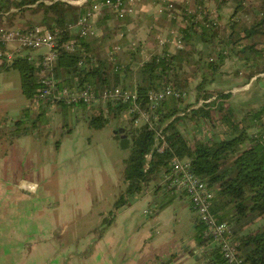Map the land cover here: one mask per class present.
Masks as SVG:
<instances>
[{
  "label": "trees",
  "instance_id": "16d2710c",
  "mask_svg": "<svg viewBox=\"0 0 264 264\" xmlns=\"http://www.w3.org/2000/svg\"><path fill=\"white\" fill-rule=\"evenodd\" d=\"M36 1L38 0H1L0 10L4 6L9 8V10L10 6H16L20 10L30 9V7L39 9V5L44 2L43 0L38 1L35 6H25ZM215 1L217 2L218 10L230 3L229 1L236 3L233 12L229 16V19L233 22L234 33H231V39L226 41L224 45L218 43L222 41L220 38L222 34L219 31L220 24L213 23L208 13H204L197 18L198 10L196 6L201 2L207 7V0H196L195 11L189 16L184 14L182 19L186 18V22L179 24V30L186 44L184 48H176L175 51L156 52L149 60L144 61L140 65L118 67L119 69L114 67L111 70L107 63L109 60L100 57V52H96L93 49L91 46L92 41L86 39L87 36L82 37L79 36V32L75 34L71 30L65 29L62 32V39L70 40L75 38L77 48L73 49V51L63 49L54 68L57 84L60 87H77L90 83L101 89L121 85L133 91L137 90L141 105L145 109L151 108L149 94L151 90L164 89L168 86L173 87L176 91L178 90L181 95H170L157 104L156 112L158 113V118L155 123L156 128L144 123L130 131L134 135L131 145L132 150L130 155L125 158L123 167L127 180L126 195L140 191L158 165H161L164 170L166 168V170H169L168 157L171 153H176L182 159L189 161L190 167L214 189L213 211L220 221H229L236 234L242 229L244 224L264 214V147L254 137V131L259 133L264 131V106L258 110H249L236 123L232 119L233 112L228 111L225 114H221L219 118L230 126L231 132L225 137L209 142L201 141L198 144H192L183 130L177 127L178 121L191 113L201 119L205 117V119L214 121L209 119V117H213L210 113L214 99L210 98L214 93L212 89H208L206 84H204L208 78V75H205L204 72V74L202 73L203 78L196 84L197 95L195 104L191 102L183 104L182 101L187 93L185 88L190 85L186 66L193 70L205 67L212 73H216L230 54H237V50L234 51L236 48L245 52L244 59L247 62L252 58L251 55L247 54L249 51L254 54L253 59L255 61L259 57H264V36L263 38H257L256 36L259 32L264 35V4L257 9H253L254 15L251 18L252 20L250 19V22H248L247 19L239 15L242 10L247 14L246 0ZM44 4L46 5L44 8L46 14L52 9L57 15V18L55 17L56 20L53 16V18L47 20L46 25H49V27L53 25L64 27L72 22L71 13L77 7L76 5L64 0H53L50 4L45 2ZM246 16L245 18H247ZM52 19L56 23L51 21ZM239 24L241 29L237 27ZM199 44H201V48L198 47ZM83 53H86V64L96 57L95 63L91 66L80 64L79 61ZM197 53L199 55L196 58L195 55ZM28 61L26 56H19L11 62V65L20 67L22 70L21 88L27 97L33 98L38 92L39 75L34 63ZM104 61L107 65H103L105 64ZM255 61L252 62L253 66L261 65L260 62ZM135 69H137L141 82L136 83V85H127L120 80L121 74H127L128 72L132 74ZM260 71H264V64L259 66L252 75ZM230 95V92L221 90L218 91L215 98ZM169 98H172L171 102ZM200 99H203V101L198 104ZM103 105H100L101 110L97 114L89 116V124L91 126L104 127L110 120V115L114 110H127L129 108L127 102L119 100L110 102L105 106ZM191 106L193 108L190 109ZM137 115V113L133 114V118L136 119ZM24 121V118L18 119L17 125L19 126ZM252 127H254V130L250 131ZM158 130H161L160 134H158ZM164 141H166L167 145L161 150L159 147ZM148 153H152V158L147 162ZM146 163H148V167L145 166ZM126 195L122 194L118 198L116 208L128 201ZM174 198L171 196L168 199H162L157 209L165 207ZM204 227L203 221L196 217L194 238L200 246L202 244L210 245L208 237L203 235ZM239 249H241L242 255L247 260H250L252 264H264V230L257 233L249 232L244 234L241 237ZM207 250L205 254L208 252L206 257L208 259H206L205 264H226L225 258L217 247L210 246Z\"/></svg>",
  "mask_w": 264,
  "mask_h": 264
},
{
  "label": "rangeland",
  "instance_id": "374dc122",
  "mask_svg": "<svg viewBox=\"0 0 264 264\" xmlns=\"http://www.w3.org/2000/svg\"><path fill=\"white\" fill-rule=\"evenodd\" d=\"M246 1L247 14L242 10L239 15L250 22L254 15L253 9L259 8L264 3L263 0ZM44 2L35 11H30L31 8L20 10L16 6H10L9 10L4 6L0 10V25L8 27L26 26L38 19L36 16L38 13H43L46 21L53 18L52 14L55 12L51 9L46 14ZM191 2H194V6L197 4L196 0ZM229 2L222 8L223 17L220 23L218 16L219 31L222 34L220 37L222 41L218 43L223 45L231 39V33H234L229 12H233L236 3ZM237 27L241 29L240 24ZM256 36L263 38L264 35L259 32ZM238 49L236 48L234 51L240 52ZM46 50L45 46H40L25 50V52L35 54ZM247 54L251 55V60L255 61L252 52L249 51ZM234 55L235 53H232L228 57ZM102 56L103 54L100 53L101 58ZM256 60L255 62H260L261 65L259 66L264 64V57H259ZM104 63L103 65H107V63L109 65V62L104 61ZM243 64L245 65V63ZM259 66L256 65L255 70ZM186 67L189 73L188 79L195 91L197 90V82L203 78V72L208 75L204 84L208 89H212L214 94L227 89L237 91L236 87L250 79V71L239 73V70L245 69L244 66L230 67L229 74L221 73V68L216 73H212L205 67L199 70L192 68L191 70L188 66ZM1 69L2 74H6V76L0 79L3 80V83L9 82L10 85H5V87L3 83H0V103H8L9 108L12 109V105H15L17 99L22 96L31 105L30 98L22 95L18 90L22 80L20 67L14 66L9 70ZM253 84L264 86V76L254 79ZM189 89L190 85L185 88L186 91ZM230 93L232 94L229 97L232 100L234 92L231 91ZM239 93L244 92L239 91L237 94L239 95ZM255 97L256 103L245 108L241 107L240 98L236 100H234L235 97L233 98L232 102L237 109L235 118L238 115L243 116L248 109H259L264 105V94L260 93ZM190 99V102L195 104L196 97L191 95ZM169 101L171 102L172 98H169ZM182 102L183 104L189 103L187 93ZM225 102L227 100L222 99V103ZM201 103L198 102V104ZM84 105L80 104V108L88 107ZM100 105L95 103L92 107H88L90 114H97L101 110ZM43 109L45 111L41 116H36V112L31 110L32 117L36 116L41 123V128L38 129L40 132L43 131V137L39 138L48 141L42 142V145L47 143V146H52L56 140L61 139L63 132L67 131L68 128H71L72 131L68 134L69 137L66 139L63 148L57 150L55 155L48 151L46 156L49 161H40V164L45 162L53 164L51 174L57 176L58 197L55 199L56 207L53 209L50 219L47 217V223L40 227L38 225L34 227L32 235H36L37 238H34L37 240L31 241V246H34L32 248L33 256H39L40 262L45 261L49 264H123L121 259L118 261L113 256L111 258L106 257L112 251L114 254L116 253V256L120 255V258L126 255L125 262H128L127 264H205L208 255L202 249L206 248L207 245L202 244L200 246L197 244L195 246V250L202 252L199 257L192 255V251H180L183 240L193 241L195 233L193 227L194 212L184 196L174 198L159 214L157 212L151 216L143 214V208L156 195L155 187L159 184L164 171L161 165H158L156 170L150 174L148 182L141 188L140 192L126 195L127 180L123 167L124 159L130 155L132 150L134 135L130 131L144 124L143 118L134 119L125 110L116 109L111 113L107 124L97 128L91 126L84 117L79 118L74 108L67 107L62 102L46 103L43 105ZM216 109L217 107L212 108L210 114L213 117H209L214 121L203 117L204 122H202L201 118L192 113L183 117V130L192 144L212 141L221 136V132L226 133L228 131L221 126L217 128V122H221V118H219L221 113L217 112ZM119 127L126 128V133H129L127 135L129 139L127 147L122 146V138L119 134L114 136V131ZM34 130L35 135L40 133L37 132V128ZM217 130L221 132L219 133ZM42 134L40 135L42 136ZM50 140L52 143L49 142ZM39 166L37 165L36 168ZM48 166L51 167V164ZM46 170L49 171L50 169L46 168ZM45 172L41 173L42 178L50 180L49 176H44ZM122 194L128 197L129 205L117 209L116 203ZM170 197L167 194L163 199ZM111 217H113L110 225L112 228L108 226ZM257 224L258 222H256ZM108 228H111L110 230L114 233H109V231L106 236H103L104 231L107 232ZM193 248L192 250H194ZM104 254H106L105 257ZM40 256L46 258L42 259Z\"/></svg>",
  "mask_w": 264,
  "mask_h": 264
},
{
  "label": "crops",
  "instance_id": "0c3cea01",
  "mask_svg": "<svg viewBox=\"0 0 264 264\" xmlns=\"http://www.w3.org/2000/svg\"><path fill=\"white\" fill-rule=\"evenodd\" d=\"M41 1V0H38ZM26 4L25 6H35L36 3ZM46 4H50L53 0H43ZM68 3L74 4L77 7L72 11L71 18H73L72 22L65 25L64 28L68 27V30H71L73 33H78V26L73 23L78 19V17L85 11L88 7V4L93 0H64ZM193 0H139L137 10L125 17H118L114 12H112L108 7H105L103 13L99 16L96 22V32L97 34L93 36H87L91 42V46L96 52H100L103 54V58L109 60L108 67L112 70L114 67L119 69L117 66L121 67H135L137 64L140 65L143 60H147L148 58L157 53L164 52L165 50L175 51L176 48L173 44L160 42L161 36H168L171 34V30L179 29V24L183 23V12L187 6L194 7ZM168 2H173L178 5L176 9V17L168 18L165 11L161 10ZM207 6L210 11L209 13H217L219 16V23L222 21L223 10H218L217 3L214 0H207ZM30 11H35L34 7H30ZM17 9V8H16ZM216 10V11H211ZM9 11V10H8ZM7 11V14L10 12ZM231 11V10H230ZM205 11H198L197 18L201 17ZM232 12H229L231 14ZM43 13H38L36 16L38 19H35L34 22L26 26H21L19 28H29L35 24H47V21L44 19ZM52 16L57 18V15L52 14ZM64 16V14H63ZM55 18V20H56ZM55 20H51L56 23ZM50 21V20H49ZM44 22V23H42ZM52 24V22H51ZM58 24V23H57ZM4 26V25H3ZM49 26V25H47ZM8 27V26H6ZM85 37V36H84ZM114 44H118L121 47L117 50H114V61L113 63L110 60V51L114 48ZM201 48V44L198 45ZM239 50V49H238ZM92 51V50H91ZM45 51H41L42 53ZM93 52V51H92ZM39 53H35L38 55ZM198 53L195 55L198 57ZM245 52L238 51L237 55L235 54L232 57H227L226 61L223 63L221 67V73H228L230 67H238L244 66V70H239V73L250 71V79L248 81H244L239 87L237 91H233L230 89L224 90L225 92H234V97L239 99L240 105L242 108L246 106L250 107L256 103L255 95L264 94V86L254 85L253 81L259 76H264V71H260L259 73H252L255 70V66L252 64V60L248 61L244 59ZM96 58V57H95ZM13 62V61H12ZM95 63V62H94ZM245 63V65L243 64ZM11 67V63H2L0 64V74H2L3 69L9 70ZM254 69V71H253ZM9 72V71H8ZM121 74L120 80L123 81L127 85H136V83L141 82V78L135 69L134 72ZM224 75V74H223ZM6 76V74L0 75V78ZM0 83H3V80L0 79ZM22 83V80H21ZM21 83L18 87V90L22 93V95H26L21 88ZM3 85H10L9 82H4ZM191 85V84H190ZM6 87V86H5ZM235 89V88H234ZM244 92L239 93L238 92ZM197 90H194L193 85L190 86L189 91H187L188 101L190 102V96L194 95L196 97ZM232 94V93H231ZM217 94H213L210 99H214L212 104L213 108L217 107V112L221 114H225L228 111L233 112L232 119L234 122L240 121L249 110H258L255 108L248 109L247 112L243 116H239L235 118L237 114V109H235V105L230 99L229 96L226 97H218L215 98ZM231 96V95H230ZM229 97V98H228ZM222 99L227 100V102L222 103ZM230 99V100H229ZM31 105L28 104L21 96L17 99V103L12 105V109L9 108L8 103H0V264H49L45 261L39 260V256H33L31 241H36L37 236L32 235L34 233V227L36 225L43 226L47 223V217L50 219L52 215L53 209L56 207L55 199L58 197V190L56 189L57 176L52 173L53 164L50 162H45L40 164L41 160H47L46 153L49 151L52 155L57 153V150H60L61 147H64V143H66V139L69 137V133L72 131L71 128H68L67 131L63 132L61 139L56 140L52 146L42 145L43 141L39 137H43V131L40 132L38 128H41V123L38 121L36 116H41V114L45 111L43 109V105L46 103H54L61 101H47L41 100L36 101L35 96L30 98ZM203 99H200L201 103ZM67 107L74 108L77 116L79 118L84 117L89 122L90 111L88 107L80 108V104H76L74 106L66 104ZM264 106V105H263ZM262 107V106H261ZM104 108V107H103ZM193 106L190 107V109ZM260 109V108H259ZM35 111L36 116L32 117L31 113ZM243 110L241 109V112ZM184 114V112H182ZM240 113V112H239ZM187 116V115H185ZM20 118H24L25 121L21 123L19 126L17 125V120ZM31 119V121H30ZM202 120V119H201ZM202 122H204L202 120ZM207 123V121H205ZM18 126V127H17ZM184 122L183 118L180 119L177 123V127L183 130ZM217 128L221 126L222 128L228 129L226 133H222L219 131V137L215 139H219L229 135L231 132L230 126H228L223 121L217 122ZM35 128H37V132L39 134L35 135ZM216 128V129H217ZM117 129H121L120 127ZM254 130V127L250 128V131ZM123 132L126 133V128L123 129ZM184 132V130H183ZM210 132V131H209ZM65 133V134H64ZM122 132L114 131V136L116 137L118 134L121 136ZM42 134V136L40 135ZM185 134V133H184ZM225 134V135H223ZM35 135V136H34ZM128 135V133H127ZM186 135V134H185ZM187 137V136H186ZM214 140V139H213ZM52 143V141H49ZM54 142V141H53ZM46 156V157H45ZM125 160V159H124ZM51 164V167L48 166ZM37 165H40L38 168ZM146 166V165H145ZM46 168L50 169L49 171ZM167 169V168H166ZM164 170L162 174V178L159 184L156 185V195L149 201V203L143 208V214L147 216H151L153 213L157 212L159 214L162 209H157L159 202L165 197V195L173 196L175 198L182 197L181 195H172L167 193V190L164 188L163 184V175L168 170ZM44 173V176H49L50 180H44L41 176V173ZM28 182L36 185V192L30 191L22 188V183ZM38 188V189H37ZM141 191V190H140ZM138 191V192H140ZM136 192V193H138ZM134 193V194H136ZM128 198V197H127ZM188 201L190 208L191 204ZM171 203V202H170ZM169 203V204H170ZM168 204V205H169ZM126 205H129V200L121 205L118 208H123ZM167 206V205H166ZM165 206V207H166ZM117 208V209H118ZM192 209V208H191ZM193 210V209H192ZM118 212V211H117ZM194 215V224L196 219V213L193 210ZM109 221V227L112 224ZM105 220V219H104ZM40 222V223H38ZM256 222L258 224L256 225ZM194 227V225H193ZM110 228V229H111ZM109 228L107 232L103 236H106L107 233H114ZM264 230V214L261 216H257L254 219L250 220L248 223L242 226V229L236 233V237L241 241V237L246 233H257L259 231ZM196 231V230H195ZM195 235V233H194ZM35 237V238H34ZM197 242L194 238L193 241H189L188 239L183 240L181 244V252H191L192 255H196L199 257V250H195V246ZM192 247H194L192 250ZM210 245H207L206 248L202 249L208 251ZM111 251L109 256L116 260L122 261L123 264H127L125 262L126 255L120 258V255L116 256V253ZM208 254V252H207ZM106 254L103 256L105 257ZM42 259L46 257L40 256ZM208 259V258H207ZM206 261V259H205ZM61 264V263H59ZM67 264V263H65ZM82 264V263H80Z\"/></svg>",
  "mask_w": 264,
  "mask_h": 264
},
{
  "label": "built area",
  "instance_id": "2783aa9c",
  "mask_svg": "<svg viewBox=\"0 0 264 264\" xmlns=\"http://www.w3.org/2000/svg\"><path fill=\"white\" fill-rule=\"evenodd\" d=\"M139 0H93L88 4L85 11L73 23L78 26L79 36H93L96 32V22L99 16L103 13L105 7H108L118 17H125L133 14L138 7ZM177 5L168 2L161 10L165 11L168 18L176 17ZM198 11H205L208 13L213 23H218V14L209 13V6H204L199 2L196 6ZM196 8L187 6L183 11L186 16H189ZM216 11V10H211ZM186 22V18L183 23ZM68 29L63 26L53 25L49 27L44 24H35L29 28L6 27L0 25V64L11 63L19 56H26L30 62H33L38 69L39 87L35 94L36 101H62L65 104L74 106L76 104H85L92 107L95 103L107 105L116 100L127 102L128 109L125 110L133 116L138 114L137 118H143L145 123L150 127L156 128L155 123L158 118L156 112L157 104L170 95L179 96L180 92L173 87L168 86L164 89H156L150 91L151 105L150 109H145L141 105L138 91H133L121 85L113 87H106L98 89L95 85L85 83L81 86H63L57 84L55 74L56 61L62 50L73 51L77 48V41L75 38L70 40L62 39L63 30ZM160 42L173 44L175 48H184L182 34L178 28L171 30L168 36H161ZM45 46V52L35 55L34 53L25 52L31 48H38ZM121 46L114 44V48L110 51V60L114 61V50ZM86 53L80 58L79 63L85 65H93L95 58L91 59L86 64ZM149 60V58L147 59ZM146 61L143 60L141 64ZM117 67H121L120 65ZM264 116V114H263ZM161 130H158V134ZM254 137L261 142L264 147V131L259 133L254 131ZM167 145L166 141L159 147ZM152 158V153L147 154V162ZM169 170L163 175V186L167 193L172 195L184 196L188 198L192 208L194 209L198 219L203 221L205 227L203 235L208 237V243L212 247H217L225 258L226 264H252L242 255L239 249L240 241L236 237L232 225L227 220L220 221L212 208L214 197V189L211 188L207 181L199 176L189 164V161L182 159L176 153H171L168 157ZM148 167V163H146ZM36 185L23 182L22 188L35 191Z\"/></svg>",
  "mask_w": 264,
  "mask_h": 264
},
{
  "label": "water",
  "instance_id": "95a60500",
  "mask_svg": "<svg viewBox=\"0 0 264 264\" xmlns=\"http://www.w3.org/2000/svg\"><path fill=\"white\" fill-rule=\"evenodd\" d=\"M123 129H124V128L116 129V130H115V133H116V132H122V133H121L122 146H123V147H127L128 144H129V143H128L129 139H128V137H127V133L123 132Z\"/></svg>",
  "mask_w": 264,
  "mask_h": 264
}]
</instances>
